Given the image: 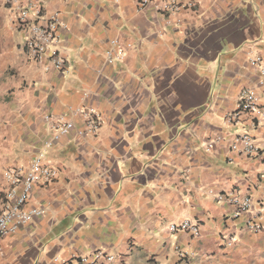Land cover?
<instances>
[{
    "label": "crops",
    "instance_id": "obj_1",
    "mask_svg": "<svg viewBox=\"0 0 264 264\" xmlns=\"http://www.w3.org/2000/svg\"><path fill=\"white\" fill-rule=\"evenodd\" d=\"M46 1L60 16L63 71L29 59L8 20L0 43V213L8 169L43 152L59 176L33 188L28 205L45 213L1 240L0 264L95 250L113 264H181L175 246L192 264H264V232L244 230L258 212L264 225V154L242 152L246 117L226 120L245 89L264 103L253 65L264 58V0H183L171 17L135 0ZM86 110L102 120L96 136H86ZM66 122L70 132H57ZM249 135L264 148V121ZM232 191L253 198L251 215L233 220L235 207L215 200ZM187 219L199 238L171 231Z\"/></svg>",
    "mask_w": 264,
    "mask_h": 264
},
{
    "label": "built area",
    "instance_id": "obj_2",
    "mask_svg": "<svg viewBox=\"0 0 264 264\" xmlns=\"http://www.w3.org/2000/svg\"><path fill=\"white\" fill-rule=\"evenodd\" d=\"M67 1V0H63ZM138 10L145 11L153 7L163 17H171L181 10L189 7L183 0H135ZM8 21L13 30L21 37V47L27 57L35 62H48L49 65L59 71H63L68 63L65 52L60 50L59 28L61 27L58 13L47 12L46 0H4ZM116 45V44H114ZM118 59L124 57V52L117 50ZM113 54H109L112 61ZM253 65L264 75V58L256 56ZM88 119L86 136H96L102 127V120L93 110L82 112ZM246 117L249 126L245 134L240 136L239 143L243 144L242 152L249 158H259L264 154V148L256 143L249 135L264 121V103L262 97L255 89H245L239 97L237 108L226 118L232 125L240 124V120ZM73 128L71 122L61 124L56 131L67 134ZM237 149V145H234ZM59 176V170L46 163L45 154L38 152L27 166L14 167L5 172L8 190L4 197L3 210L0 213V242L9 234L15 233L20 227L32 223L45 212L37 206L28 205L32 190L35 186H48L54 184ZM220 203H228L235 207L232 215L237 220L242 215H251L256 203L251 196H242L235 191L222 192L215 196ZM261 212L250 217L244 223V230L252 234L264 232L261 221ZM174 233H187L193 238H199L202 234L200 223L191 219L184 220L180 224L171 225ZM222 241L226 247H233L236 243L234 232H224ZM175 254L181 264H192L194 254L180 246H175ZM2 246L0 244V254ZM115 256L103 250H95L90 254L75 255L71 261L63 264H113ZM58 263V260L56 259Z\"/></svg>",
    "mask_w": 264,
    "mask_h": 264
},
{
    "label": "rangeland",
    "instance_id": "obj_3",
    "mask_svg": "<svg viewBox=\"0 0 264 264\" xmlns=\"http://www.w3.org/2000/svg\"><path fill=\"white\" fill-rule=\"evenodd\" d=\"M7 11L5 9L4 0H0V43H7L6 41V26H7ZM5 29V31H3Z\"/></svg>",
    "mask_w": 264,
    "mask_h": 264
}]
</instances>
